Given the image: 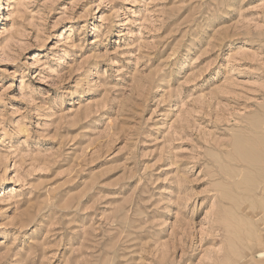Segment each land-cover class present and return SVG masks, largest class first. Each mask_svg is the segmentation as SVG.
Here are the masks:
<instances>
[{"label": "rangeland", "instance_id": "obj_1", "mask_svg": "<svg viewBox=\"0 0 264 264\" xmlns=\"http://www.w3.org/2000/svg\"><path fill=\"white\" fill-rule=\"evenodd\" d=\"M263 256L264 0H0V264Z\"/></svg>", "mask_w": 264, "mask_h": 264}, {"label": "bare ground", "instance_id": "obj_2", "mask_svg": "<svg viewBox=\"0 0 264 264\" xmlns=\"http://www.w3.org/2000/svg\"><path fill=\"white\" fill-rule=\"evenodd\" d=\"M253 214V213H252ZM264 257V256H263ZM250 258V257H249ZM261 264V263H260Z\"/></svg>", "mask_w": 264, "mask_h": 264}]
</instances>
